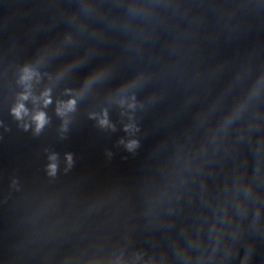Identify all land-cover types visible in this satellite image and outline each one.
Listing matches in <instances>:
<instances>
[{"label": "water", "instance_id": "obj_1", "mask_svg": "<svg viewBox=\"0 0 264 264\" xmlns=\"http://www.w3.org/2000/svg\"><path fill=\"white\" fill-rule=\"evenodd\" d=\"M0 264H264V0H0Z\"/></svg>", "mask_w": 264, "mask_h": 264}, {"label": "clouds", "instance_id": "obj_2", "mask_svg": "<svg viewBox=\"0 0 264 264\" xmlns=\"http://www.w3.org/2000/svg\"><path fill=\"white\" fill-rule=\"evenodd\" d=\"M26 79L28 78L27 76L25 77ZM27 97L25 96L24 99H26ZM45 103H48V101L46 100ZM74 104V101H71L69 102V105L68 107L71 108L72 105ZM21 111H23V105H19L16 109H14V112L17 116L20 115ZM35 119L38 121V128L40 126L43 125L44 123V114L43 113H40L38 114ZM102 123H106V121H102ZM136 146V141H131L129 144H128V148L129 150L133 149L134 147ZM70 159V158H69ZM52 171L54 172L55 171V165H52Z\"/></svg>", "mask_w": 264, "mask_h": 264}]
</instances>
